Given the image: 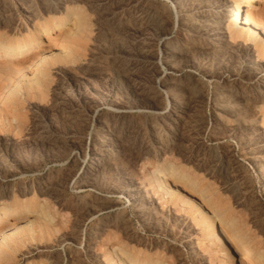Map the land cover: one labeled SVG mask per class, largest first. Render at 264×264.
<instances>
[{"label": "rangeland", "instance_id": "374dc122", "mask_svg": "<svg viewBox=\"0 0 264 264\" xmlns=\"http://www.w3.org/2000/svg\"><path fill=\"white\" fill-rule=\"evenodd\" d=\"M232 2L0 0V42L54 27L0 59V264L264 260V37Z\"/></svg>", "mask_w": 264, "mask_h": 264}, {"label": "bare ground", "instance_id": "6f19581e", "mask_svg": "<svg viewBox=\"0 0 264 264\" xmlns=\"http://www.w3.org/2000/svg\"><path fill=\"white\" fill-rule=\"evenodd\" d=\"M256 2L257 0H233L232 7L230 8L227 5L226 8L221 6L220 8H217L216 10L214 9L219 14L220 26L226 22L224 26L225 30H231V28H235L237 26L236 24H239L240 27H238V29L240 30L236 29L237 31L242 30L250 35L252 34L258 35L260 38H263L264 28L258 26L255 23L251 14H249L248 12L243 13L244 8ZM213 19H215V17H213L211 20ZM60 22L61 23L59 24L60 27L58 30V35H62L65 33V31L61 28L62 25H64V21H60ZM212 22L214 23V20ZM53 29H54L53 24L51 22H47L30 39H27L25 41L16 40V41H10V42H0V59H3V58L4 60L7 58L10 59V58H13L17 55H20L30 50V53L41 52L40 56L36 55L38 57L33 58L35 59L34 63L41 62L42 60L46 62L47 61L46 59L49 58L50 53L41 50L40 48L37 47V45L41 43L43 39L45 40L49 38V35L52 33ZM198 30L209 31L210 27L206 28L205 25L202 24L200 27H198ZM215 33H218V32H215ZM10 216H12L13 218H17L16 216L14 217L13 214L6 212L5 210L0 211V229L2 228L4 222H6L7 220H11ZM15 222H16L15 220L12 221L13 224H15ZM210 226L212 228L214 226L215 228V225L213 223H210ZM6 237H7L6 231L1 230L0 231V242ZM243 250H244L242 252L243 254L251 252V250L247 246H245ZM262 257L263 256L260 255L254 258L253 264H264V260L262 259ZM121 264H129V263H121ZM131 264H139V263L132 262Z\"/></svg>", "mask_w": 264, "mask_h": 264}]
</instances>
